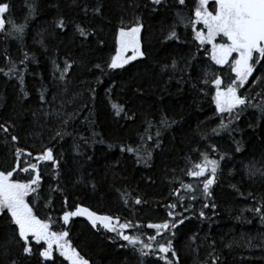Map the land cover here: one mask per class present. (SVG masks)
<instances>
[{"label":"trees","instance_id":"trees-1","mask_svg":"<svg viewBox=\"0 0 264 264\" xmlns=\"http://www.w3.org/2000/svg\"><path fill=\"white\" fill-rule=\"evenodd\" d=\"M10 3V13L5 19L20 24L28 18L27 27L22 40L16 35H6L7 24L5 31L0 32V68L7 71L9 67L3 56L7 50L24 75L25 90L29 95L23 97L15 76L9 78L0 73V123L11 120L16 125L13 134L18 135L19 146L32 151L33 157L44 145L54 146L57 158L62 157L60 186L64 192L52 194L50 207L45 206V197L50 187H56L54 169L51 162L41 164V200H36L35 195L29 198V203L38 209L40 218L51 216L53 231L68 230L72 246L89 264H140L141 259L143 264H157V256L141 258L116 233L99 224L94 228L86 216L73 217L68 225H63V196L67 195L69 205L82 204L100 215L118 216L120 223L132 221L140 227L127 229L126 234L141 235L147 242L148 236L155 235L153 229L147 228L148 223L171 219L166 205L177 203L174 190L180 188L181 181L194 186L198 183L182 171L186 168L185 158L190 156L192 161L198 162V155L192 149L203 151L208 143H213L221 153H227L225 160L221 161L218 184L213 189L217 207L214 210L204 208L207 218L202 219L199 212L203 203L209 201L199 191L193 201L181 190L184 202L174 211L178 218L188 219L174 229V245L180 264H212L209 253H213V241V255L219 257L218 264H264V222L258 214L245 211L264 203L261 200L264 181L259 177L250 180L243 169L250 160L259 161L264 157V116L258 108L249 107L234 122L231 132H222L210 140L202 139V132L210 134L219 123L211 101L214 89L206 96L192 84L199 86L200 70L209 65L223 76L225 84L234 73H230L228 66L214 65L203 48L197 52L191 30L183 25L177 28L180 41L165 40L178 8L189 13L195 0H186V6L176 5L175 0H165L156 11L152 10L149 0H76L75 4L72 0H10ZM30 5L35 8L34 14L30 12ZM85 6L87 15L82 10ZM97 6L101 7L99 14L92 11ZM211 8L212 0L209 3ZM137 16L144 23L141 46L145 56L131 61L123 69H106L111 56L115 55L121 21L127 24ZM60 18L67 22L64 29L55 26ZM77 24L92 34L80 36L75 28ZM41 34L47 50L38 43ZM24 52L30 57L26 61L27 70L19 63ZM192 53L197 54V61L190 70L191 79L188 72L161 71L162 65L171 64L173 59L178 61V68L183 69L184 60ZM53 59L61 68L65 59L76 62L68 76L67 93L63 92L64 82L53 80ZM96 64L105 68L106 73L95 68ZM257 68L245 88L250 97H256L254 104L264 103L256 95L264 89V84L257 87L252 83L256 77L264 75V68ZM42 86L48 89L45 93L47 103L39 100ZM54 95L57 97L55 101L52 100ZM62 100L73 101L66 104V111H79L67 127L71 135L53 144L50 137L58 121L45 113L57 109ZM113 103L123 105L127 115H134V119L126 118L123 113L116 117ZM162 116L176 123L161 131L160 147H156L153 141H141L145 122L159 125ZM155 131V128L151 129L153 136ZM94 133L98 135L94 136ZM81 136L88 139L87 145ZM5 139L10 140V136L5 137L0 132V170H11L14 166L12 146L5 144ZM76 144L81 146L83 155L75 150ZM109 144L113 146L109 148ZM238 144L240 152L235 151ZM120 145L139 147L141 157L151 152V159L148 163H137V153L121 152ZM88 156L92 159L88 160ZM214 158H218V154H214ZM22 159L35 162L32 157ZM14 176L28 178V174L19 170ZM233 184L237 185L239 192L230 186ZM249 193L253 196L250 197ZM137 196L145 203L136 205ZM10 233L7 223L0 219V264H9L11 259H17L19 264H26V261L28 264H51L38 256H21L15 243L5 245ZM193 235L197 237L195 241L190 240ZM228 244L232 246L228 247ZM33 245L35 251L39 246L34 241ZM54 258L56 264H71L58 252L54 253ZM159 264L164 262L160 260Z\"/></svg>","mask_w":264,"mask_h":264},{"label":"snow or ice","instance_id":"snow-or-ice-1","mask_svg":"<svg viewBox=\"0 0 264 264\" xmlns=\"http://www.w3.org/2000/svg\"><path fill=\"white\" fill-rule=\"evenodd\" d=\"M149 2L153 6L152 10L156 11L159 6L165 3V0H149ZM72 3L75 4L76 0H72ZM175 3L178 6H186V0H175ZM209 3L210 0H195L194 8L189 13L178 8L175 13L174 22L169 26V30L165 36L166 41H180L177 28L183 25L185 29L191 30L197 52L203 48L214 65L228 66L230 73H234V77L229 76V82L225 84L223 76L213 71L211 65H209L202 67L200 70L199 86L196 83L192 84L194 89L198 88L206 96L214 89V93L211 95V101L215 105V116L219 119V123L215 128L210 130V134L201 133V137L204 140H210L212 136H219L222 132H231L234 122L239 120L240 116L249 107L258 108L262 116H264V103L254 104L253 100L256 97H250L245 91L246 85L250 83L249 78L253 77L255 71H258L257 66L264 68V0H212L211 10L209 9ZM29 7L30 12L34 14L35 8L31 5ZM10 9V0H0V32L5 31L7 24L9 30L6 32V35H16L17 38L22 40L28 18L25 19L24 23L20 24L10 19L6 20L5 15L10 13ZM82 10L87 15V6ZM92 11L99 14L101 13V7L97 6ZM201 25L202 27H199ZM55 26L59 29H64L67 26V22L63 18H60L55 22ZM75 28L82 37H87L92 34L79 24ZM143 28L144 23L139 16L127 24L123 20L121 21V26L116 36L117 46L115 55L111 56L110 61L106 65V69H123L131 61L145 56V52L141 46V33ZM38 43L47 50V45L42 34ZM100 43L102 44L103 41H100ZM128 52H131V55H126ZM3 56L9 67L7 71L0 68V73H3L4 76L9 78L15 76L19 81L20 91L23 97L27 98L29 93L25 90L23 73L19 72L16 62L7 54V50H5ZM29 59V54L24 52L23 59L19 61L20 64L25 65V70H27L26 61ZM31 59H34V57H31ZM196 61L197 54L192 53L189 58L184 60L183 69H179L178 61L173 59L171 64L162 65L161 71L175 72L179 70L181 72H188L189 79H191L190 70ZM75 63V60L65 59L63 67L61 68L56 60H52L55 69L52 74L53 80L64 82V93L68 92V76ZM94 67L100 69L102 74L106 73V69L102 68L100 64H96ZM222 70L223 68H221ZM57 72L59 73L58 76L56 75ZM181 81L183 82V76H181ZM252 83L257 87L260 84H264V75L256 77ZM47 91V87L42 86V90L39 93V100L43 103H47L45 99V93ZM91 91L94 92V90ZM256 95L264 100V89ZM56 99L57 97L54 95L52 100L55 101ZM72 102V100L67 102L62 100L57 109L45 113L46 116H53L58 121V126L53 129V134L50 137V141L53 144L58 140H63L66 135H71L67 131V127L76 119L79 111L77 109H73L71 112L66 111V104ZM112 108L116 117H121L123 113L126 118L134 119V115H127L123 105L113 103ZM89 123H92V121H89ZM145 123V134L140 136V140L153 141L156 147H160L161 131L164 128L171 127L176 121L162 116L159 125L154 124L152 121H146ZM15 127L16 125L11 120L0 123V132L4 133L5 137L10 136V140L5 139V144H11V151L14 157V166L11 170H0V219L4 220L11 229L7 241L4 242L5 245L15 243L19 246L21 256L26 258L38 256L43 258L44 261L51 262V264H56L54 258V252L56 251L59 252L61 257L70 261L71 264H89V261L83 258L72 246L71 241L68 239L69 231H53L54 221L52 217L40 218L37 214L38 209L29 203V198L33 195H35L36 200H41L40 193L43 191L41 186L42 163L51 162L56 179V187H50L45 197V206L50 207L53 201V193L63 194L64 189L60 186L62 157L57 158L54 146L46 145L42 146L39 152L33 157L32 151H26L19 146L18 135L13 134ZM153 128L156 129L154 136L151 134V129ZM93 135L96 136L98 134L94 133ZM80 139L85 145L88 144L86 137L81 136ZM112 146L109 144V148ZM119 147L121 152L137 153V163L141 161L148 163V160L151 159V152H148L145 157H141L139 155V147L133 148L127 145H120ZM80 148L81 146L79 144L75 145L77 153L83 155ZM235 151H241L239 144ZM192 152L198 155V162L192 161L190 156L186 157V168L182 171H184L186 176L194 178L198 183L194 186L193 183H184L181 181L180 188L174 190L177 203L166 205L169 209L167 215L171 219H165L160 223H148L147 228L153 229L155 235L148 236L147 242L141 238V235L126 234L125 230L138 229L140 227L139 225L130 220H125V222L120 223V217L100 215L82 204L69 205L67 195L63 196L64 207L61 217L63 225H68L73 217L86 216L94 228L99 224L103 229L116 233L120 239L127 242L126 246H131L133 251L138 252L141 258L155 255L158 257L157 264H159L160 260L164 264H180V258L174 245L176 238L174 229L178 225L183 224L185 219H188V217L178 218L174 211L178 204L182 206L184 202V196L181 195V190H184L193 201L197 199L195 195L197 191L209 201L208 203H203L202 209L199 212L200 218H207L203 209L211 208L214 210L217 207L214 202L213 189L218 184L222 173L221 161L225 160L227 156V153H221L217 145L213 143H208L203 151L195 148L192 149ZM214 154H218V158H214ZM25 156L32 157L35 162H32V160H23L22 158ZM87 159L91 160L92 157L88 156ZM243 169L250 180L259 177L264 181V157L259 161L250 160L243 165ZM18 170L19 172L28 174V178H15L14 174H18ZM230 186L239 192L237 185L233 184ZM240 194L243 195V193ZM248 195L250 197L253 196L252 193ZM261 200L264 201V197H261ZM125 203L127 204L128 201L125 200ZM134 203L140 205L145 202L137 196ZM70 208L73 210H69ZM185 211H188V209H185ZM245 211H252L258 214L261 222H264V203H260L259 206L250 209H245ZM196 239L197 237L195 235L190 237L191 241H195ZM33 241L36 246H39L35 251ZM212 244L214 253L215 242L213 241ZM153 245H155V248ZM227 246L231 247L232 245L228 244ZM7 250V247H5V252ZM213 253H209L212 257V264H218L219 257L213 255ZM9 264H19V262L17 259H11ZM26 264H28L27 261ZM140 264H143L142 259Z\"/></svg>","mask_w":264,"mask_h":264},{"label":"rangeland","instance_id":"rangeland-1","mask_svg":"<svg viewBox=\"0 0 264 264\" xmlns=\"http://www.w3.org/2000/svg\"><path fill=\"white\" fill-rule=\"evenodd\" d=\"M126 55H131V52H128ZM56 252H58V251H56ZM55 253V252H54ZM59 253V252H58Z\"/></svg>","mask_w":264,"mask_h":264}]
</instances>
